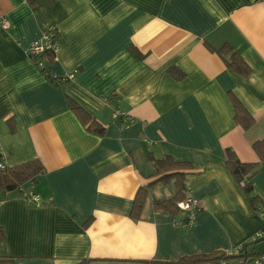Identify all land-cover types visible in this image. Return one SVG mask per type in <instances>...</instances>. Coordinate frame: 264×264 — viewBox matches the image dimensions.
<instances>
[{
  "label": "crops",
  "instance_id": "1",
  "mask_svg": "<svg viewBox=\"0 0 264 264\" xmlns=\"http://www.w3.org/2000/svg\"><path fill=\"white\" fill-rule=\"evenodd\" d=\"M0 18L9 22L0 28V161L43 168L0 195V259L176 264L234 252L262 229L225 150L258 163L250 184L264 213V162L251 147L264 140V0H0ZM48 28L57 46L52 60H41L65 82L27 54ZM225 44L249 76L226 69L214 52ZM229 94L252 117L247 130L234 123ZM69 101L104 134L89 132ZM149 154L191 166L182 171L184 197L200 210L190 226L181 212L153 209L175 187L157 182ZM153 183L132 220L136 193ZM247 252L264 253V242Z\"/></svg>",
  "mask_w": 264,
  "mask_h": 264
},
{
  "label": "trees",
  "instance_id": "2",
  "mask_svg": "<svg viewBox=\"0 0 264 264\" xmlns=\"http://www.w3.org/2000/svg\"><path fill=\"white\" fill-rule=\"evenodd\" d=\"M210 51H213L210 49ZM223 60L226 69L233 74L240 75L242 77H247L250 74L249 67L243 62L239 53L233 51V49L228 45H223L214 51ZM54 57L53 52H47L44 54V58L52 60ZM169 75L177 80L181 81L183 79V74L176 69H170ZM50 78V77H49ZM53 82L58 83L57 80L52 79ZM229 99L233 108V121L236 125H239L242 129L247 130L253 125L252 117L246 112L242 104L233 95L229 94ZM70 110L79 118L86 129L97 135L102 136L104 134V129L101 128L96 122L91 120L89 116L76 104L69 101ZM252 150L256 153L259 160L264 162V140L257 141L252 144ZM147 159L152 163L155 169V175L160 176L157 182L167 184L173 181L175 187V195L170 200L165 201H154L153 209L156 212H166L172 215H176L179 212L177 205L184 200V182L185 174L182 172L184 170L190 169L191 166L186 163L175 162L169 156H163L161 159H155L151 154L147 156ZM225 165L233 179L239 184H243L242 190L253 208L257 213L260 208H263L261 202L256 196L252 194V186L250 184V179L258 166V163H241L235 153L230 150H225ZM43 168L38 161H31L25 164H21L15 167L7 168L0 171V195L5 192H11L14 190H19L26 182L33 179L36 175L40 174ZM153 184H149L145 188H140L136 193L133 201L130 218L132 220H138L143 207L145 195L147 189ZM264 240H259L254 243H247L242 247V251L232 257H225L224 253H211L207 255H194L186 256L177 261L176 264H217L222 260L228 261L232 264L233 261L237 263L241 260H253L258 257H263L264 253H248L247 249L249 247L255 246ZM236 263V264H237ZM0 264H14L12 259H0Z\"/></svg>",
  "mask_w": 264,
  "mask_h": 264
},
{
  "label": "built area",
  "instance_id": "3",
  "mask_svg": "<svg viewBox=\"0 0 264 264\" xmlns=\"http://www.w3.org/2000/svg\"><path fill=\"white\" fill-rule=\"evenodd\" d=\"M0 28L5 31L8 30L9 22L5 18H0ZM56 46H57V38H56L55 30L53 28H48L38 40H35L30 44L29 48L27 49V54L29 58L33 61V63H35V65L40 70L45 71L51 79H55L59 82H65L68 79L67 77L58 78L52 75L50 72H47L41 60V58L47 52L54 53ZM112 117L113 118L121 117L125 122L128 123L131 122L129 117H126L118 110L113 111ZM5 169L6 166L0 161V171H3ZM25 196L29 203L32 204L39 203V197L36 194H33L32 192H28L25 194ZM177 207L179 209V212H181L185 216L186 226H190L193 223V220L195 219L197 213L200 210V205L198 204V202L188 197H185L184 200L177 205ZM257 215L261 219L263 226L262 229L252 237L249 243H254L259 240H264V213L258 211ZM241 251H242V247L238 248L234 252L225 253V257H232L236 254H239ZM217 264H229V262L222 260ZM237 264H264V258L258 257L253 260H247V261L241 260Z\"/></svg>",
  "mask_w": 264,
  "mask_h": 264
},
{
  "label": "rangeland",
  "instance_id": "4",
  "mask_svg": "<svg viewBox=\"0 0 264 264\" xmlns=\"http://www.w3.org/2000/svg\"><path fill=\"white\" fill-rule=\"evenodd\" d=\"M261 242H264V241H261Z\"/></svg>",
  "mask_w": 264,
  "mask_h": 264
}]
</instances>
